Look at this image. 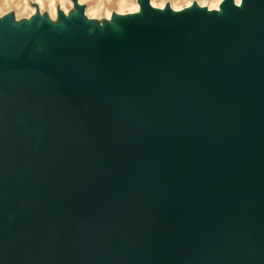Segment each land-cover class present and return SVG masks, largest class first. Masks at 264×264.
<instances>
[{"label": "water", "instance_id": "obj_1", "mask_svg": "<svg viewBox=\"0 0 264 264\" xmlns=\"http://www.w3.org/2000/svg\"><path fill=\"white\" fill-rule=\"evenodd\" d=\"M245 1L227 40L151 12L128 52L46 39L57 79L9 34L0 264H264V0ZM27 111L48 127L38 154L12 115Z\"/></svg>", "mask_w": 264, "mask_h": 264}, {"label": "rangeland", "instance_id": "obj_2", "mask_svg": "<svg viewBox=\"0 0 264 264\" xmlns=\"http://www.w3.org/2000/svg\"><path fill=\"white\" fill-rule=\"evenodd\" d=\"M142 2H154L168 16H171L174 6L187 9V4L191 3L196 15L202 13L206 16L218 0H0V64L10 59L13 48L9 36L11 30L22 29L24 35L29 34L35 52L39 50L41 36L50 39L52 27L65 26L83 31L88 40L99 48L114 40L115 27L125 26L124 18L131 16ZM200 6L199 13L197 9ZM213 12L218 15L216 10Z\"/></svg>", "mask_w": 264, "mask_h": 264}, {"label": "bare ground", "instance_id": "obj_3", "mask_svg": "<svg viewBox=\"0 0 264 264\" xmlns=\"http://www.w3.org/2000/svg\"><path fill=\"white\" fill-rule=\"evenodd\" d=\"M206 1V0H203ZM142 2L140 6L136 8V11H134L131 16H126L125 19V26L117 25L115 27V37L112 42H110V49L109 51L114 52H120V51H131L134 50V43L130 42L128 38L136 40V37L134 36L135 28L138 26L141 28L142 33L144 36L148 37V27L150 25V19H149V12L154 13L159 19H160V26L163 27L164 21H167V19H171V21L175 24L181 25L183 21L190 20L193 18L195 13V8H193L191 3L187 4V9H183L182 7H173L171 16H168V14H165L164 10H160L154 2L145 3ZM201 6L197 9L198 12H201ZM230 8L236 9L242 16H248L249 11L246 8V1L245 0H218V3L216 5H212V9L210 12L203 16L202 13H200V19L202 21H209L213 22V25L215 27H218L222 33V36L225 40L230 38V35L225 27V21L227 19H232L233 14L231 13ZM214 10L218 12V15H214ZM197 12V11H196ZM167 23V22H166ZM30 28V24L28 25V30ZM39 31H41V27H39ZM50 35L52 38V41L56 46L59 47V49H62L64 52L71 53L72 49L75 48L78 45V35L74 30H71L68 26H65L63 28H56L52 27L50 30ZM24 31L22 29H18L16 31H9V34L19 43L23 42L24 40ZM149 38V37H148ZM119 40V41H117ZM107 47V46H103ZM94 51L92 54V57L95 60V52L97 51V46H94ZM105 49V48H103ZM66 50V51H65ZM36 56L43 62L44 64V70L47 74L52 76L54 79H57V77L54 75V73L51 70V67L49 65V46L46 39L41 36L40 37V44H39V50L38 52H35ZM97 54V53H96ZM119 54V53H117ZM137 55V54H136ZM111 60V57L109 58ZM135 60L137 62H141V58L137 55ZM16 66V67H22L23 61L16 57L12 52L10 55V67ZM0 78H7L11 80L12 76L7 73L2 65L0 64ZM0 110L4 111L2 105H1V97H0ZM5 112V111H4ZM8 115V112H5ZM31 112L27 111L24 114H12L14 115L16 119V124H19L23 132L30 133L32 135V148L31 152L32 154H38L43 149L44 140L48 134V127L43 126L41 128H34L32 127L29 122L28 118L30 116Z\"/></svg>", "mask_w": 264, "mask_h": 264}]
</instances>
